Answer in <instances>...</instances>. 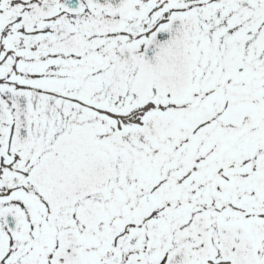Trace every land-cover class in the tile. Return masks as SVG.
Wrapping results in <instances>:
<instances>
[{"label": "snow or ice", "instance_id": "6c2138e0", "mask_svg": "<svg viewBox=\"0 0 264 264\" xmlns=\"http://www.w3.org/2000/svg\"><path fill=\"white\" fill-rule=\"evenodd\" d=\"M0 264H264V0H0Z\"/></svg>", "mask_w": 264, "mask_h": 264}]
</instances>
